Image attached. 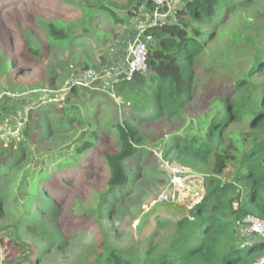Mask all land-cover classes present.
<instances>
[{"label":"trees","instance_id":"16d2710c","mask_svg":"<svg viewBox=\"0 0 264 264\" xmlns=\"http://www.w3.org/2000/svg\"><path fill=\"white\" fill-rule=\"evenodd\" d=\"M57 1L39 4V0H0L3 23L0 35L3 37L4 31L10 43L21 42L15 54L5 55L0 63L1 72L20 77L38 68L46 52L60 47H68L71 52L78 47L77 41H83V47L90 39L98 41L100 18L115 27L124 24L115 11L119 10L129 17L142 14L147 21L140 30L149 41L148 74H134L128 79L115 72L112 99L107 91L93 87L101 83L97 73L90 64L79 61L78 75L71 76L63 105L31 110L28 116L34 115V123L26 120L19 137L21 142H31L30 130L36 133L42 147L54 144V136H71L58 142L61 147L57 149L59 146L55 145L53 152L28 150L31 167L28 171L22 167L13 174L8 196L1 202L16 219L17 232L32 230L37 232L39 244L49 241L63 247L61 231L54 230L50 224H41L37 218L52 212L50 219L57 216L61 202L51 195L59 197L64 191L68 193L65 187L71 183L80 188L97 180L104 189L97 204L110 205L99 210L96 220L99 223L103 215L109 218L116 205L126 203L138 192L132 178L141 175L140 161L146 162L151 157L145 146L149 140H163L162 159L171 167L187 169L202 177L205 195L198 206L186 208L184 214L174 218L172 234L164 241L157 239L171 225L170 218L157 214L152 219L153 230L138 264H255L264 259L260 237L247 232L249 239L239 235L241 228L247 227L244 221L248 217L264 221V0L256 3L254 0H185L172 19L160 27L152 25L155 7L151 0H125L124 4L112 0ZM61 1L77 9L59 8L57 4ZM253 6L261 20L254 24L246 17L241 22L245 31L255 28L256 34L262 36V45L256 46L248 34L233 31L228 45L235 54L247 52L248 46L252 53L250 62L244 67L234 66L231 64L234 54H224L222 48L210 69L214 84L202 90L197 66L207 54L208 42L214 37L220 40L225 34L223 26L233 15ZM37 8H44L45 12L47 8L62 10L63 14L46 19ZM77 29L80 33L75 36ZM105 42L106 34L102 40ZM72 61L77 62L74 56L70 57ZM228 64L231 66L226 70ZM60 69L68 72L63 66ZM221 71L228 76L223 77ZM48 75L58 76L54 71ZM106 108H109L107 112ZM175 123L177 127L165 135L152 127ZM11 158L10 149L0 150V170L6 168L4 173L14 170L8 163ZM80 159V166L73 168ZM136 160L139 162L131 165L129 172L128 164ZM47 199L50 205L46 204ZM74 201L68 212H73ZM64 207L67 210V203ZM100 229H104L103 225ZM104 232L91 264H135L125 251L112 245L111 233ZM145 238L143 234L142 240ZM3 247L0 264L38 262L19 235Z\"/></svg>","mask_w":264,"mask_h":264},{"label":"rangeland","instance_id":"374dc122","mask_svg":"<svg viewBox=\"0 0 264 264\" xmlns=\"http://www.w3.org/2000/svg\"><path fill=\"white\" fill-rule=\"evenodd\" d=\"M39 1V4H43V2L46 4L58 2L57 0ZM66 1L76 2L78 0ZM112 1L117 4L125 3V0ZM184 2L185 0L173 1L170 10L167 12V22L172 19L174 11ZM254 2L256 3V0H254ZM57 6L59 8H67V10L77 9V7L74 6L69 7L66 2L62 1L59 2ZM47 10L48 12H45L44 8H41L40 10L38 9V12L41 17L45 16L46 19H53L55 16L63 14L62 10L54 11L51 8H47ZM115 11L124 20V24L115 27L112 26L109 21L100 18L97 22V29L101 31V33L98 34V41L90 39L89 42L85 44L86 47H83V41H77V43L80 42L77 44L78 47L75 50L71 49V52L68 47H60L57 50L46 52V54L42 55L39 65H37L38 68L33 69L30 73L26 71L20 77H14L0 71V150L8 151L10 149L12 158L8 163L10 162L13 165L12 167H14L13 171L10 169V173H4L6 168H3L4 171L0 170L1 252H4L3 246H5L7 242L17 239L19 235L21 242L31 248L30 250L33 252V255H36L33 257L34 260H38L35 264H91L98 254V244L102 240V232L105 231V234L111 233L110 240L112 245L118 250L125 251L133 263L138 264L140 257L143 256L148 246V238L151 236V231L153 230L154 225L152 219L157 214H160L162 217L165 216L171 220V225H169L160 235V238L157 239L160 242L164 241L172 234V227L174 224L172 222L175 220L174 218L186 212L185 207L179 206L170 200L161 201V197L174 190L170 189L172 182L171 179H169V175L175 177V172L179 176L198 175L193 174L191 171L168 165L162 159L161 149H164V146H162L163 140L160 142H152L149 140L147 142L148 145L145 146L147 155L151 153V157L148 156L146 162L140 161V165L143 166L141 175L132 178L133 181L135 179L132 184L134 183V185L138 187V192H135L126 203L116 205L118 206L116 211L114 213L111 211L109 218L103 215L99 223L96 221L98 219L99 210H106L110 205L107 204L108 202L104 205L97 204L98 195H101L104 191V189L100 188V185L97 184V180L96 182L91 181L87 187L82 186L80 188L74 186L75 183H71L69 187H65L68 193L64 191V194L59 197L51 195V198L58 199L59 202H61L57 216L50 219L49 217L53 214L52 212L45 215L43 218L37 215V218L41 224H50L54 230L61 231L60 234L63 237V247H58L54 243L50 244L49 241H44L45 243H43V245H41V243L39 244L35 236L38 234L32 230L28 233L23 231L17 232L18 226L16 225V219L10 215V209H7L1 202L3 198L6 199L8 196L9 184L13 174L18 172L22 167L25 168V171H28L29 167H31L28 150L33 149V152H42V149H44V151L48 149L50 152H53L55 151L53 150L55 145L59 146L57 149L61 147L58 142L67 140L71 136V134L54 136V144H51L52 146L43 144L42 147V143H39L36 133L30 130L29 138H31V142H21L19 137L22 136L21 131L26 124V120H32L34 123V115L32 117L28 116L31 110L41 106L61 107L65 99L63 96L65 94L64 90L68 87L71 76L73 74L76 76L78 75L76 72L78 65H80L82 61L91 65V70L97 73V78L101 82L99 84H94L93 87L103 92L107 91L113 99L111 82L114 80V73H117L119 70L122 71L124 68V56L127 48L138 38L145 41L146 45H148V39L143 36V30H140V26L143 27L147 23L146 20H143L144 16L141 14L139 16L129 17L124 16V13L121 11L119 12V10ZM246 17H250L248 21L254 24L255 21H259L262 18V16L258 14L255 6L247 11L240 10L223 26L222 31H224L225 34L220 40L219 37L217 39L214 37L208 42L206 46L207 54L197 66L198 75L201 78L200 88L202 90L214 84L210 69L214 64L213 58L218 55L217 52L221 51L223 48L222 51L224 54L233 53L234 48L230 44L228 45L230 41L229 36H232L233 31L248 34V36H251L252 41H255L256 46L262 45V36L256 34L255 28L251 31H245L246 27L242 25L241 19ZM147 20H149V18ZM1 24L3 23L0 22V26ZM79 33L80 29H77L76 33L74 32L75 36L79 35ZM3 34V37L0 35V63L3 61L5 55L11 56L15 54L17 45L21 44L19 40L10 43L9 40H6L8 36H6L4 31ZM105 34L106 42L102 43ZM39 43L42 42L40 41ZM246 49H248L247 52L233 53L234 55L231 58L232 65L244 67L250 62L252 53L248 46H246ZM71 56H74L78 63L76 61L70 62ZM221 59L220 61H222ZM231 64L225 66V69L228 70ZM61 66L67 68L68 72L62 71L60 69ZM51 71L56 72L58 76L50 78L48 74ZM221 73L223 77L228 76L225 72L223 73L221 71ZM230 82L231 80H227V83ZM114 99L119 101L117 98ZM116 103L118 104V102ZM108 109L109 108H106L104 110L107 112ZM91 110L93 109L91 108ZM105 116L106 115H104V117ZM113 118H116L115 114H113ZM118 118L119 121L122 122L120 115ZM106 119L110 121V118L107 117ZM152 127L156 128L157 133L165 135L167 132L174 130L177 124L175 123L172 126L167 124L158 126L157 124ZM4 138L5 141L3 140ZM19 152H21L20 155L22 157L20 160L17 158ZM80 162L81 159L73 168H78ZM138 162L139 160H136L135 163H129L127 166L128 171H131V165L136 166ZM7 166L8 165H5L4 167ZM81 178L82 176L79 177V179ZM42 184V182L39 183L40 186H42ZM187 196L188 193L184 195V197ZM117 198L119 199L120 197L117 196ZM72 200H75L74 210L73 212H68ZM114 200L117 201L116 198ZM64 203H67V210L64 207ZM46 204L50 205L49 199L46 200ZM111 208H113V204ZM94 210L98 211L97 214ZM102 225L104 228L103 230L100 229ZM143 234L144 237H146L145 240H142ZM239 235L241 238L243 236L249 239L245 227L241 228ZM46 243H49V245ZM1 244H3L2 247Z\"/></svg>","mask_w":264,"mask_h":264},{"label":"built area","instance_id":"2783aa9c","mask_svg":"<svg viewBox=\"0 0 264 264\" xmlns=\"http://www.w3.org/2000/svg\"><path fill=\"white\" fill-rule=\"evenodd\" d=\"M173 1L174 0H151V3L155 7L152 17V25H156L160 27L167 22L166 20V17H168L167 12L170 10ZM147 57H148V51L145 41H143L140 38L135 39L126 50L124 56V68L122 69V71L119 70L118 74L119 73L124 74L128 79H130L131 76L134 74L147 75L148 74ZM89 75H92V72ZM78 84L81 85V83ZM67 92H69L68 87L64 90V93ZM180 181H181L180 176L177 175V173L175 172V177H173V179L171 180L172 185L170 189H174L175 184L179 183ZM178 191L183 195H186L188 193L186 192V189L181 185L178 187ZM169 200L170 197L168 194H165L161 197V201H169ZM247 219H248V224L246 225L247 226L246 232L249 235H257L258 237L261 238L264 244V221L255 217H248ZM263 263H264V259H261L255 264H263Z\"/></svg>","mask_w":264,"mask_h":264},{"label":"water","instance_id":"95a60500","mask_svg":"<svg viewBox=\"0 0 264 264\" xmlns=\"http://www.w3.org/2000/svg\"><path fill=\"white\" fill-rule=\"evenodd\" d=\"M3 140L5 141V138ZM180 178L181 181L175 184L173 192L168 193L170 201L191 210L201 203L205 195L203 178L200 176L186 175H180ZM169 179H173L172 175H169ZM180 185L187 190V197H184V195L178 191ZM244 223L248 224V219H245Z\"/></svg>","mask_w":264,"mask_h":264},{"label":"crops","instance_id":"0c3cea01","mask_svg":"<svg viewBox=\"0 0 264 264\" xmlns=\"http://www.w3.org/2000/svg\"><path fill=\"white\" fill-rule=\"evenodd\" d=\"M146 231H147V230H146ZM146 231H145V232H146ZM263 264H264V263H263Z\"/></svg>","mask_w":264,"mask_h":264}]
</instances>
